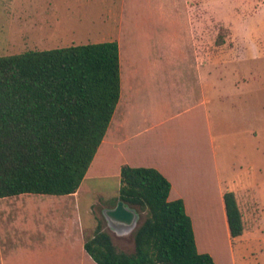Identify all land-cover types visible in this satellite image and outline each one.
<instances>
[{
  "label": "rangeland",
  "instance_id": "obj_1",
  "mask_svg": "<svg viewBox=\"0 0 264 264\" xmlns=\"http://www.w3.org/2000/svg\"><path fill=\"white\" fill-rule=\"evenodd\" d=\"M105 41H118L121 50L122 100L112 124L135 114L131 104L141 99L145 75L205 76L206 112L196 119L203 124L183 131L195 136L178 134V145L193 150V179L206 169L222 191L236 193L245 230L231 238L202 211L200 246L219 264H264V0H0V56ZM105 151L106 144L82 183L80 214L90 235L102 219L131 250L134 230L118 232L103 213L121 184L120 173H95L117 169ZM18 204L28 199L0 200V210Z\"/></svg>",
  "mask_w": 264,
  "mask_h": 264
},
{
  "label": "trees",
  "instance_id": "obj_2",
  "mask_svg": "<svg viewBox=\"0 0 264 264\" xmlns=\"http://www.w3.org/2000/svg\"><path fill=\"white\" fill-rule=\"evenodd\" d=\"M121 73L118 41L0 56V199L78 191L119 104ZM120 173L112 206L123 200L140 214L133 248L120 247L101 219L84 244L95 264H219L200 246L202 211L229 237L244 233L237 195L227 190L221 200L215 174L213 189L181 197L156 167L124 164ZM4 262L13 258L5 255Z\"/></svg>",
  "mask_w": 264,
  "mask_h": 264
},
{
  "label": "crops",
  "instance_id": "obj_3",
  "mask_svg": "<svg viewBox=\"0 0 264 264\" xmlns=\"http://www.w3.org/2000/svg\"><path fill=\"white\" fill-rule=\"evenodd\" d=\"M204 78L200 71L195 75H145L141 99L131 104L135 114L124 124H112V119L95 161L106 144V159L117 168L108 166L106 171L118 174L124 164L156 167L171 178L173 191L181 197L188 192L213 189L208 170L198 172L202 173V180L193 179L197 175L192 167L194 160H189V151L193 150L189 146L179 147L177 139L178 134L180 139L195 136L194 130L183 131L203 124L196 119L206 112L208 102L201 90L205 88L201 84ZM121 100L122 89L119 104ZM83 185L74 194L65 196L23 194L3 198L25 197L28 204H18L9 213L0 210V264H5V255L13 258L12 264H21L23 258L32 259V264H95L84 248L92 235L80 214ZM215 188L223 200L226 191L221 190L218 176ZM35 256L41 259L35 260Z\"/></svg>",
  "mask_w": 264,
  "mask_h": 264
},
{
  "label": "water",
  "instance_id": "obj_4",
  "mask_svg": "<svg viewBox=\"0 0 264 264\" xmlns=\"http://www.w3.org/2000/svg\"><path fill=\"white\" fill-rule=\"evenodd\" d=\"M109 225L120 233L133 231L139 222L138 211L119 200L116 206L105 208L103 211Z\"/></svg>",
  "mask_w": 264,
  "mask_h": 264
}]
</instances>
